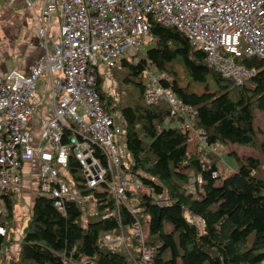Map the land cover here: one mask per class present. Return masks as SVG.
I'll return each instance as SVG.
<instances>
[{"label": "trees", "instance_id": "1", "mask_svg": "<svg viewBox=\"0 0 264 264\" xmlns=\"http://www.w3.org/2000/svg\"><path fill=\"white\" fill-rule=\"evenodd\" d=\"M148 25L155 46L111 68L115 91L105 90L101 77L97 87L105 110L123 122L131 162L122 167L147 191L131 190L129 208L117 205L106 184L86 186L71 160V183L88 199L84 209L66 201L60 211L49 197L35 196L17 254L9 257L7 222L13 208L8 199L6 222L0 217L6 228L0 234V264H137L140 243L134 232L139 228L144 246L153 249L150 264H264V128L254 127V111L264 114V59L237 57L253 74L236 84L181 30L150 18ZM149 65L165 76L159 80L162 88L194 110L178 116V124L165 121L167 100L149 104L144 99L137 78ZM185 119L198 135L180 126ZM230 144L255 147L260 155H239ZM224 156L233 166L221 173ZM190 173L201 177L193 192ZM154 196L166 203H155ZM112 210L114 215L103 218ZM106 235L124 241L107 246L100 242Z\"/></svg>", "mask_w": 264, "mask_h": 264}, {"label": "built area", "instance_id": "2", "mask_svg": "<svg viewBox=\"0 0 264 264\" xmlns=\"http://www.w3.org/2000/svg\"><path fill=\"white\" fill-rule=\"evenodd\" d=\"M22 1L33 5L32 0ZM56 16L59 36L49 50ZM149 18L181 30L193 48L206 54L210 65L236 84L253 74L236 62L237 57L264 59V0H42L38 29L42 55L27 73L13 70L0 76V217L7 214V200L12 201L22 189L21 168L26 162L37 163L36 196L49 197L60 211L66 201L78 203L81 209L88 201L71 183V160L77 163L86 186L106 184L117 205L129 208L131 190L147 191L138 176L122 167L123 123L105 110L97 85L100 65L111 69L122 58H134L152 41ZM46 72L51 115L41 118L30 101ZM161 78L165 76L149 65L137 80L144 85L147 103L168 101L165 121L175 125L178 116L194 110L164 90ZM33 118L40 123L35 137L28 128ZM180 126L190 128L187 119ZM199 132L190 128V135ZM190 175L193 192L201 177ZM154 202L163 205L166 200L154 196ZM114 214L112 210L103 218ZM5 231L0 225V234ZM134 235L140 243L137 264H150L153 249L144 246L140 228ZM123 241V236L100 238L107 246H119Z\"/></svg>", "mask_w": 264, "mask_h": 264}, {"label": "crops", "instance_id": "3", "mask_svg": "<svg viewBox=\"0 0 264 264\" xmlns=\"http://www.w3.org/2000/svg\"><path fill=\"white\" fill-rule=\"evenodd\" d=\"M32 2L33 5L27 6L22 0L13 2L0 0V76H5L13 70L27 73L30 64L43 53L38 36L42 0H32ZM55 20L58 22L57 26L53 25ZM55 20L51 24L49 50L52 49L53 43L59 36V19L57 16ZM101 66L98 68L99 72L103 69ZM42 77L44 80L40 83L37 82L38 85L30 102L38 116L49 118L51 114L48 110L49 86L47 72ZM174 124H178L176 120ZM39 127L38 118H33L29 122L28 128L34 137L38 135ZM36 165V161L26 162L22 165V189L14 195L11 201V203L13 200L18 201L26 211L31 209L38 189L39 181ZM10 254V257H15L17 254L16 249L12 247Z\"/></svg>", "mask_w": 264, "mask_h": 264}, {"label": "rangeland", "instance_id": "4", "mask_svg": "<svg viewBox=\"0 0 264 264\" xmlns=\"http://www.w3.org/2000/svg\"><path fill=\"white\" fill-rule=\"evenodd\" d=\"M54 26L58 25L57 20H55L53 22ZM155 42L152 41H148L145 46L144 49L141 50L139 52V54L136 56L138 57L139 55L143 56L145 53L146 48H148L149 46H155ZM131 59V58H129ZM101 64V63H100ZM103 69L100 70L101 73V81H102V85L103 88L107 89V91L109 92H113L115 91L116 87H117V80L113 77L111 69L105 67L104 65L101 66ZM43 77H41L38 80V83L43 82ZM38 85V84H37ZM255 114V118H254V127L255 128H264V114L256 109L254 111ZM259 139H261L259 137ZM115 143L117 142V139L115 137L114 139ZM194 146H192L191 148H193ZM230 147L234 150H236L238 152L239 155H243V154H249L252 156H259L260 153L259 151L255 148V147H250V146H246V145H242V144H230ZM216 149L219 150V152L222 151V149L217 146L215 147ZM122 156L120 154V151L118 150L119 155L122 158V162L126 165L129 164V162H131V156L130 154L126 151V149L123 147L122 148ZM224 161L222 162V167L220 168V172H227L231 169V167L233 166V162L231 160V158H228L226 156L223 157ZM218 181H221L218 180ZM134 203V202H133ZM12 206H13V215L12 217L9 219V221L7 222V227L9 229V232L11 234H9L8 236V240H7V244L5 247L7 256L10 257V249L13 247L16 249V251H18L19 248V244H18V240L20 239V236L23 234L24 232V226H25V222L27 221V219L29 218L30 214H31V209H29L28 211L24 210L23 207L21 206V204H19L18 201H14L12 202ZM2 220L4 222H6L5 218L3 217ZM111 236V235H110ZM12 240V241H10ZM119 240V239H118ZM116 240V241H118ZM250 240H251V236H250ZM115 242V241H114Z\"/></svg>", "mask_w": 264, "mask_h": 264}]
</instances>
